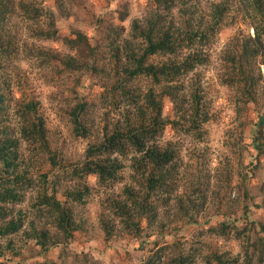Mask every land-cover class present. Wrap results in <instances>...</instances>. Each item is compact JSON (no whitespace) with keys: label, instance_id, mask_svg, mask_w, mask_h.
<instances>
[{"label":"rangeland","instance_id":"rangeland-1","mask_svg":"<svg viewBox=\"0 0 264 264\" xmlns=\"http://www.w3.org/2000/svg\"><path fill=\"white\" fill-rule=\"evenodd\" d=\"M263 111L264 0H0V264H264ZM140 125L159 162L83 167Z\"/></svg>","mask_w":264,"mask_h":264},{"label":"trees","instance_id":"trees-1","mask_svg":"<svg viewBox=\"0 0 264 264\" xmlns=\"http://www.w3.org/2000/svg\"><path fill=\"white\" fill-rule=\"evenodd\" d=\"M151 19H146L144 22H142L140 26V31L143 35H148L147 36V45L145 47V50L143 51L141 57L138 59V61L135 63L136 66V72L137 73H150V74H155L157 72H160V74L166 76V78H169L166 73H168V69L166 66L163 64H168V62H162L161 65H154L151 63L144 64L143 63V58L145 57L146 53H151L154 51H162L166 53H173L176 51L177 47L180 44V40L184 37H187L185 34H182L180 31L179 34H174L173 31L170 30L168 26L163 27L162 29H157L156 33L158 34L154 39H152L149 36V32L152 30L151 28L153 25L156 24L155 21L151 22L149 21ZM146 23H150L148 25H145ZM138 26V25H136ZM82 46V44H81ZM85 47L90 48L89 45L84 44ZM89 55H94L93 50L88 51ZM193 54H187L183 58H181L182 61H187ZM190 56V57H189ZM94 59V57H92ZM189 64H191V61H188ZM194 63V62H193ZM172 64H177L175 61H172ZM169 74V73H168ZM171 78V77H170ZM74 121L78 125L79 121L77 117H74ZM262 121L264 122V111L262 114ZM39 122V120H38ZM38 122H34V127L35 130L37 129ZM41 126V125H39ZM144 129V130H143ZM1 132V130H0ZM115 131L108 136H106L103 141H101L97 145H90L86 147V160L83 162V167L87 171H92L97 173L98 179L100 181H104L107 178H110L114 175V171L116 169L117 164H105L103 163V158H101V154L107 152L109 155L112 153H120L122 154L126 148H130L133 150L134 153H142V157L149 159L151 161H156L159 162V157H158V152H153L150 149H148L147 145V136L146 135V128H143L142 125L139 126V128H136V126L133 127L132 129H128L127 133L125 131ZM259 138H261V134L258 133ZM12 146V142L10 143ZM5 148V145L0 143V158L5 159L7 158L8 151ZM256 149H257V154L260 152L264 151V140H258L256 143ZM12 150V149H11ZM109 155L106 157L109 158ZM169 156L164 157V160L169 159ZM116 157H113V161H116ZM163 160V161H164ZM167 164V163H166ZM12 184H14L12 182ZM6 185H3L1 187H5ZM4 197V191H0V200H3ZM54 205L57 206V201L54 200ZM62 211V216L63 213ZM242 220L244 219H251V211L247 210L245 211L244 214L241 215ZM147 262H144V264H147ZM50 264H55V263H50Z\"/></svg>","mask_w":264,"mask_h":264}]
</instances>
